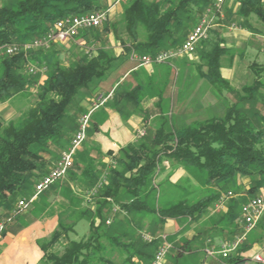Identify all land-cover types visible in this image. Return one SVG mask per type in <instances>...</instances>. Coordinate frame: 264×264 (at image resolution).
Here are the masks:
<instances>
[{"label": "trees", "instance_id": "trees-1", "mask_svg": "<svg viewBox=\"0 0 264 264\" xmlns=\"http://www.w3.org/2000/svg\"><path fill=\"white\" fill-rule=\"evenodd\" d=\"M214 1L130 0L123 10L128 44L122 40L123 48L118 54L105 48L107 40L100 34L98 40L101 43L96 52L90 56L84 54L67 67L59 63V53H56L59 45L47 51L0 58V102L37 82L38 75L26 72L27 60L47 65L46 74L37 85L36 104L17 124L9 122L4 126L0 121V212L9 214L19 199L29 196L36 182L52 167L47 158L52 155V149L69 144L77 129L76 116L85 112L80 102L86 96L90 100L95 96V87L91 86L94 81L107 78L128 59L131 49L140 55L154 56L176 48L197 24L204 9ZM236 1L238 26L248 28V18L252 15L264 23V0ZM104 3L105 0H0V45L28 42L44 35L57 20L103 10ZM93 31L108 35L112 30L106 26L87 29L78 37L89 40L88 35ZM222 42L223 38L218 35L212 49L205 54L203 77L215 89L228 84L220 73V60L227 53ZM261 69L264 72V67ZM254 70L253 83L244 87L237 102L227 105L220 114L180 127L165 118L148 141L136 140L122 148L115 156L116 165L106 171V181L95 194V198L100 199L95 203V211L90 213L87 235L79 240H69L61 253L54 252V245L71 232L77 220L86 213L71 217L70 225L58 220L50 238L38 243L42 255L36 264H147L151 261L161 241L158 238L144 241L136 228L130 232L134 215L146 214L160 227L168 219L198 221L219 195L218 192L205 194L196 201L187 198L167 200L161 195L163 182L155 183L164 170L163 160L166 159L197 171L204 184H216L225 191L229 185H236L238 178L247 179L245 196L231 198L226 211L214 222L213 229L238 217L241 204L264 185V114L244 105L247 102L253 104L264 88L260 72ZM143 89L142 84L127 88L119 84L113 91L112 100L117 102L125 98L138 104ZM71 109L77 112L71 114ZM90 130L94 132L96 127ZM78 156L76 153L75 163ZM83 161L76 167L81 171V178L93 185L100 171L92 166L93 160ZM57 184L59 182L53 185ZM169 185L177 189L175 185ZM115 203L121 211L116 213L112 225H107L106 220ZM6 233L5 227L0 235ZM115 249L124 255L120 262L111 258ZM248 249L245 240L236 253L220 264H239L244 261L240 253ZM185 252L191 253L188 241H182L177 247L174 260L184 256Z\"/></svg>", "mask_w": 264, "mask_h": 264}, {"label": "rangeland", "instance_id": "rangeland-1", "mask_svg": "<svg viewBox=\"0 0 264 264\" xmlns=\"http://www.w3.org/2000/svg\"><path fill=\"white\" fill-rule=\"evenodd\" d=\"M129 1L130 0H105L103 10H108L109 18L107 23L101 27V29L105 26L109 27V30H112L111 32H114V28V35L122 40H125L126 44H128V39L124 31L123 10ZM212 3L213 2H211V4ZM236 10V0H224L220 10V15L222 16H217L214 21L212 32L209 34L207 39L201 41L197 45L196 50L193 53H187L172 59L170 62L174 63L173 68L167 63L154 64L156 67L157 65H169L171 70L170 72L168 69L167 72L166 70H162L163 72L165 71V73H160L158 76V81L152 80L150 82H146V85L143 89L142 98L139 100L138 104H136V110H141L145 113L148 111L153 113L156 112L157 115H155L152 119L146 116L147 127L146 129L144 127L137 129V140L148 141L152 137L155 129L160 126L165 118H168L175 127H180L181 125L193 124L199 120L210 117L211 114H216L219 111H222L230 103L237 102L238 97L236 93H239V90L237 91L235 86L229 84L228 81L229 66L227 50V46L229 45L232 34L230 32L237 31L240 27L237 24L239 18L235 14ZM247 30L251 32V39L249 40L250 44L255 47H262L264 49V23L256 16L252 15L248 18ZM100 34L101 37H105V39L107 38V35H104L102 32L99 33L98 31H93L88 35L89 40H82L81 37H78L76 41H69L63 45L64 47L58 48L56 53H59L58 56L60 65L67 67L75 60L84 56L85 48H82V46L78 44L80 42H83V46L86 45L88 47H92V50L95 53L98 47H100L99 43H101V41L98 40ZM222 34H225L222 44L226 46L227 53L224 54L220 60V68L222 69L228 84L227 86H218V89H215L203 77V73L206 69L205 54L212 49L214 43L217 41L218 35L222 37ZM120 45L121 48H123L122 41H120ZM108 50H110L112 53H116L113 49ZM256 56L257 58H255V60H257V63L255 66L264 67V52H258ZM253 58L254 57L252 56L248 57L247 63L250 64L251 61L254 60ZM242 65H244V63H242ZM157 70L159 71L158 68ZM261 78L264 82V75H262ZM42 79L43 77L40 80L42 81ZM37 92L38 86L34 84L27 89L20 91L14 97L0 102V121L2 124L6 126L9 122H13L14 124L19 123L23 118L24 113L36 104L38 100ZM260 92L261 94L257 95L256 101L253 102V104L249 102L244 104L247 108L249 107L264 114V88L261 89ZM153 96L159 99L157 100V103H159V106L156 107L157 109H154V107L148 108L144 104ZM171 101L173 102L172 106H170ZM76 112L77 111L74 109L70 110L71 114H75ZM79 116L80 114L78 113L76 116V122L78 121ZM142 128L144 129L145 134L143 136H138L137 132ZM87 142L88 139L86 138L77 152L79 155L77 157V163H75L76 160H74V167L70 170V172H68L67 176L59 181V184L53 185L43 192L41 196H39L37 200L32 203L24 212L15 217L12 221V224L6 226L7 231L20 230L21 228H24L28 225H33L34 222L37 221L38 217L41 216L44 211L48 210L51 212V214L54 212L57 213L58 220H62L66 225L72 224L71 217L75 218L81 212L86 213L77 220L73 226V230L67 235L62 236L54 245L52 249L54 252L61 253L65 244L69 240H79L87 235L89 232L88 220L90 213L95 211V203L100 199L95 198L96 196L92 195L90 192L100 179L101 175L106 173V171H108L111 166L116 165V155H110L106 160H104V155H102L98 150L93 149L88 152L87 149H89L90 146ZM90 159L93 160L91 163L92 166L94 168L98 167L100 171V175L93 185H91V182L81 178V171L78 170V167H76V164H82V160H84L83 162L86 163L89 162ZM163 167L164 170L160 175L157 176L155 183L163 182L164 190H162L161 195H163V197H165L167 200L174 198H187L189 201H196L205 194L218 192L219 197L228 191H231L233 194L232 198L236 199L241 195L245 196V191L248 187L247 179L238 178L237 184L229 185L225 191L219 188L216 184H204L201 175L197 171L177 165L173 160H163ZM169 183L175 185L177 189H173ZM217 199L212 202L201 218L202 221L200 226L203 229L211 227L214 222L223 215V212L226 211V207L231 202V198H227L224 201V207L222 208L217 205ZM114 205L117 204L115 203ZM116 213H113L112 210L109 217L111 221L106 223L107 225H110L113 222L115 216H117ZM7 216L8 213L4 211L0 212V220L6 218ZM236 219L237 217H234L231 222L229 221V223L223 224L228 231L232 230L231 236H225V239H223L224 241L232 239L236 233ZM97 221L98 220H96V222ZM132 221V224L134 225L129 227L130 232L135 231L136 228L140 235L143 233L149 234L152 238H158L160 241L162 240L161 236L166 235L167 240L171 242L172 248L167 253L161 264H173L175 262L174 259L176 257L177 247L182 241L186 240V237L183 236L182 232L184 233L185 231L189 230L193 225L190 224L192 221L186 219L187 222L183 229H181L177 234L175 233L170 236L164 232V225L162 227H160L159 224L155 225L152 221V218L146 214L134 215L132 217ZM56 227L57 225L54 227V229ZM53 230L47 231L45 233L43 232L41 236L37 238V242L39 243L43 240L49 239ZM209 231H211V234L213 232L215 234L217 233L215 229H211ZM3 237L4 235H0V239ZM208 241L210 244H215V240L213 239H208L207 242ZM246 242L249 245V249L241 252L240 255H243L242 253L252 254L253 252L258 251L263 259V262L252 264H264V222L258 225V227L247 236ZM194 252L195 250L191 246V253H187L182 259H193ZM123 257L124 255L120 250L115 249L112 251L111 258L117 262H120ZM202 257V254L199 256H194L195 260H198ZM205 260L206 262L209 261V264H220L218 261H211L207 258ZM179 263L182 264L183 261L181 260Z\"/></svg>", "mask_w": 264, "mask_h": 264}, {"label": "crops", "instance_id": "crops-1", "mask_svg": "<svg viewBox=\"0 0 264 264\" xmlns=\"http://www.w3.org/2000/svg\"><path fill=\"white\" fill-rule=\"evenodd\" d=\"M230 33L232 34L229 45L227 46L229 66L228 81L229 84L235 86L237 91L239 90L240 94L238 92L236 93L238 97V95H243L242 89L251 85L255 80V68L260 72L259 78L263 82L261 76L264 75V72H262V67L255 66L257 63L255 58H257V53L261 51L264 52V49L262 47H255L250 44L249 40L251 39V32L245 27H239L237 31ZM224 35L225 34H222V38H224ZM81 39L84 40L85 38L81 37ZM107 39L108 42L106 48L113 49L116 52L115 54H118L122 50L120 45V41H122V39L114 35V32H110L107 35L106 40ZM63 45H61V47H64ZM224 47L226 48V46ZM250 56L254 57V60L248 64L247 58ZM242 63H244V65H242ZM167 64H169L172 68L174 67L173 62H169ZM168 66L157 65L156 67L155 65L150 64L135 67V64L127 59L107 78L101 81H94V83L91 85H94L95 87L93 94L96 92L107 93L112 91L113 96V91L119 84L125 85L126 88L134 87L137 84H142V86L145 87L147 81H158V76L160 73H165V71L163 72L162 70H166L167 72L168 69L170 72L171 67ZM220 73L225 79L221 68ZM142 95L139 96L138 99H141ZM112 96L104 103V105L96 109L91 114L89 130L87 131L86 135V138L88 139L87 143L90 146L89 149H87L88 152L93 149L98 150L102 155H104V160L110 156L108 153H111V155H117L122 148L137 140V129L141 127L146 129L147 127L146 116L152 119L155 115H157L156 112L153 113L148 111L145 113L141 110H136V104L125 98L114 102L112 100ZM90 99L91 98L86 96L80 102V106L83 108V110H85V112L90 106ZM157 100L159 99L153 96L144 104L148 108L154 107L155 109L157 106H159ZM172 104L173 102L171 101L170 106H172ZM231 104L233 103H230L229 105ZM222 111H219L216 114H219ZM216 114H211L210 116H214ZM93 127H96L94 132L90 130ZM65 147L66 146L62 147L61 149H52V155L48 156V159L51 162L50 167L53 166L59 156L60 151ZM201 221V219L198 221H192L190 224L193 225L190 227V229L184 233L182 232L183 236L186 237L185 241H188L189 245L195 250L193 259H182L187 254L185 252L184 256L174 260L175 262L173 264H181L179 263L181 260L183 261L182 264H209V261L206 262V258L211 261H218L217 259L206 257L204 249L210 243L209 241L207 242V240L213 239L215 240L214 245H217L220 241H224L223 239H225V236H231L232 230L228 231L224 225H220V227L216 226L218 229H216L217 233L215 234L213 232L212 235L211 231L209 230L213 229V225L209 228L203 229L200 226ZM57 222L58 214L55 212L51 214L50 211L46 210L41 214V216L38 217L37 221L34 222L33 225H28L24 228H21L20 230L7 231L6 235L0 239V264H36L42 255V252L38 247L37 238H39L43 232L45 233L47 231H52L57 225ZM186 222L187 221L185 218L168 219L164 223L163 230L170 236L175 233L177 234L181 229H183L184 225H186ZM236 229V232H238L237 222ZM200 254H202L203 257L195 260L194 256H199Z\"/></svg>", "mask_w": 264, "mask_h": 264}, {"label": "built area", "instance_id": "built-area-1", "mask_svg": "<svg viewBox=\"0 0 264 264\" xmlns=\"http://www.w3.org/2000/svg\"><path fill=\"white\" fill-rule=\"evenodd\" d=\"M224 0H215L212 4L207 6L202 12L197 24L187 34L184 41L176 48L163 51L154 56L140 55L134 49L130 50L128 59L135 64V67L143 65H154L169 63L172 59L182 56L184 54L193 53L197 45L207 39L211 29L214 26V21L222 8ZM222 16V15H220ZM108 10H98L91 13H86L78 16L64 17L57 20L54 25L42 36L31 39L28 42L18 43L10 42L0 45V58L13 56L19 53L27 55L34 51H47L52 46H61L69 41H76L81 31L102 27L108 21ZM82 48H85L86 55H92V47L83 46V42L78 43ZM26 72L31 75H38L39 80L35 85H39L41 78L45 76L47 65L44 62L37 60H27L25 64ZM94 98L90 101V106L87 111L82 113L77 121V129L70 139L69 144L60 151L59 156L49 171L43 175L35 184L33 192L25 197L19 199L8 216L0 220V232L4 230L7 225H10L13 219L24 212L37 198L47 189H49L56 182L64 179L73 166L74 157L86 140L87 131L91 114L111 98L112 91L107 93L96 92ZM138 136L145 134L144 129L137 132ZM106 173L102 174L100 179L91 190V194L95 195L97 190L103 186L106 181ZM233 194L228 191L224 195H220L217 199V205L224 207L223 203L227 198H232ZM108 200H110L108 198ZM113 213L120 212L117 205L113 206ZM125 213V212H123ZM264 220V185L258 192L247 199L246 202L240 206L239 216L236 219L238 225V233L232 240L220 241L217 245L210 244L204 249L206 257L217 259L220 263H224L226 259L237 252L240 244L246 240L247 236L252 233L258 225ZM111 220L108 218L106 223ZM144 241L150 242L153 238L149 234H141ZM162 240L158 246L153 258L147 264H161L167 253L171 250L172 244L166 238V235L161 236ZM244 261L239 264H252L263 262V259L258 251L252 254L242 253ZM136 264H143L137 262Z\"/></svg>", "mask_w": 264, "mask_h": 264}]
</instances>
